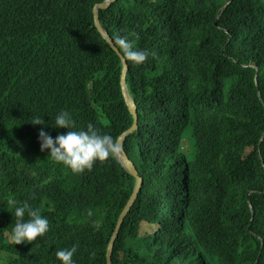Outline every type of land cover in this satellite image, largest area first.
Listing matches in <instances>:
<instances>
[{
    "label": "trees",
    "instance_id": "16d2710c",
    "mask_svg": "<svg viewBox=\"0 0 264 264\" xmlns=\"http://www.w3.org/2000/svg\"><path fill=\"white\" fill-rule=\"evenodd\" d=\"M101 2L0 0V264H61L73 244L76 264H107L135 178L116 156L73 173L38 139L68 131L60 110L116 139L133 125ZM100 19L149 50L128 61L139 129L124 147L144 185L112 264H264V0H116ZM33 193L49 229L14 245L5 202Z\"/></svg>",
    "mask_w": 264,
    "mask_h": 264
},
{
    "label": "clouds",
    "instance_id": "9594fccd",
    "mask_svg": "<svg viewBox=\"0 0 264 264\" xmlns=\"http://www.w3.org/2000/svg\"><path fill=\"white\" fill-rule=\"evenodd\" d=\"M229 3L230 2H226L224 6ZM134 37V32H129L125 35H117L115 37V44L118 45L119 51L126 61H131L134 64H141L148 58L149 50L137 48L133 43ZM31 122L33 124H43L44 120L37 117ZM53 127H63L68 129V131L58 133L53 137L41 128L38 133L40 150H48V158L53 162L62 163L73 173H82L86 169L91 170L95 161L99 160L105 162L109 157L114 158L120 151V145L117 139L108 133H102L92 123H88L86 128L77 129L70 113L65 110H60L55 115ZM125 141L123 144L124 151ZM125 153L127 154L126 151ZM34 198L35 194L33 193L22 202H18L14 199L5 202L11 206L12 210L10 212L15 216V223L11 229L10 236V242L14 245L21 242L27 243L36 240L38 236H44L49 229L48 218L41 213L40 208H34L29 203V200ZM91 214V210H89L88 215L91 216ZM96 227H99V225L97 224ZM76 251L77 245L73 244L71 247L55 250V257L61 264H76V261L73 260V255Z\"/></svg>",
    "mask_w": 264,
    "mask_h": 264
},
{
    "label": "water",
    "instance_id": "95a60500",
    "mask_svg": "<svg viewBox=\"0 0 264 264\" xmlns=\"http://www.w3.org/2000/svg\"><path fill=\"white\" fill-rule=\"evenodd\" d=\"M115 2H116V0H103V2L96 4L95 10H94L95 27L100 32L102 37L107 41V43L110 45V47L119 55V57L121 58L122 63H123V67H122V71H121V81H120L121 82V91H122L124 101L128 107V110H129L130 114L133 116L134 122H133L132 127L128 131H125L124 133H122L118 137L117 141L119 142V145H120V151L116 155V158H117L118 162L124 167V169L129 174H131L132 177L135 178V185H134V189H133V192H132V195H131L129 201L127 202L126 206L124 207L123 211H121V213L118 217L117 225L115 227V230L112 232L111 238L109 240V244H108V248H107V252H106L107 264H112L113 249H114L115 241L118 237V233L120 232L121 225L123 224L125 217L129 213V211H131L136 200L138 199L139 194L141 193V191L143 189V184H144V179H143L142 175L140 174V171L136 167L135 163H133L131 161V159L128 157V155L125 153V151L123 149V144H124L126 137L129 134L136 132L138 130V127H139L138 108H137L135 100L132 97V94L129 91L128 82H127V75H128V69H129L128 61H126L124 59V57L122 56V53L119 51V48L116 46V44L113 41V39L111 38V36L103 28V26L101 24V20H100V12L102 10L109 9L111 7V5H113ZM225 6L223 7V10H224Z\"/></svg>",
    "mask_w": 264,
    "mask_h": 264
},
{
    "label": "rangeland",
    "instance_id": "374dc122",
    "mask_svg": "<svg viewBox=\"0 0 264 264\" xmlns=\"http://www.w3.org/2000/svg\"><path fill=\"white\" fill-rule=\"evenodd\" d=\"M223 6H224V4H223ZM223 6H222V7H223ZM186 149L189 151V146L186 145ZM97 161H99V160H97ZM97 161L94 162V166L97 165ZM101 164H104V161H101ZM99 166H100V165H99Z\"/></svg>",
    "mask_w": 264,
    "mask_h": 264
}]
</instances>
